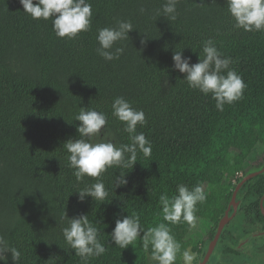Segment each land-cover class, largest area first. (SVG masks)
<instances>
[{"label": "trees", "instance_id": "trees-1", "mask_svg": "<svg viewBox=\"0 0 264 264\" xmlns=\"http://www.w3.org/2000/svg\"><path fill=\"white\" fill-rule=\"evenodd\" d=\"M89 2L90 30L68 39L55 35L50 20L23 12L19 0H0V235L20 251L19 264H150V250H143L139 238L124 249L111 241L115 219L136 214L145 229L156 226L165 222L161 194H175L177 184L190 189L199 184L207 198L196 205V226L170 227L181 251L190 248L201 260L235 185L264 167V31L234 28L225 0H179L175 20L156 15L164 0ZM117 19L135 28L129 40L114 45L124 48L119 59L105 61L95 51L96 30ZM209 38L246 84L241 98L223 111L172 68L174 51L195 63ZM118 96L143 110L146 124L137 125V132L151 142L152 154L138 152L131 169L103 173L109 193L104 202L90 196L81 202L75 190L96 178L76 181L64 143L79 137L74 117L81 107L106 114L98 139L129 143L122 122L111 114ZM240 171L233 183L231 176ZM121 173L128 183L112 189ZM263 194L260 171L240 186L238 210L206 264H248L264 250V244L254 245L246 262L247 251L236 247L264 230ZM64 211L68 217L88 216L99 229L103 255L87 260L75 255L63 239Z\"/></svg>", "mask_w": 264, "mask_h": 264}, {"label": "clouds", "instance_id": "clouds-1", "mask_svg": "<svg viewBox=\"0 0 264 264\" xmlns=\"http://www.w3.org/2000/svg\"><path fill=\"white\" fill-rule=\"evenodd\" d=\"M19 3L23 12L32 19L50 20L53 32L59 38L73 39L91 28L93 12L89 0H19ZM178 3L179 0H164L156 15L175 20ZM225 3L234 20V28L246 32L264 31V0H225ZM134 28L131 21L120 19L113 26L98 28L96 53L105 61L119 59L124 48H114V45L129 40V32ZM140 43L143 45L144 40L141 39ZM172 61V68L184 74L183 79L188 86L204 95L210 94L219 111L224 110L225 104L239 100L246 87L241 76L230 68L231 58L224 56L211 38L203 41L197 62L192 63L191 57L184 56L181 50L173 52ZM111 109L112 116L122 122L129 143L117 144L111 139H98L107 125V116L102 111L87 107H81L74 117L75 121H79L76 125L79 137L64 143L68 153L67 167L73 170L76 181L83 182L86 176L96 178L95 183L75 190L81 202L86 196L104 202L109 193L102 174L113 167L131 169L137 162L138 152L144 157L152 154L151 142L143 132H137V125L143 127L146 124L143 110L133 108L129 101L119 96L114 98ZM127 183L124 173H121L114 177L112 189ZM206 198L207 194L199 184L191 189L185 184H177L175 194L169 196L163 193L159 196L160 214L167 223L161 222L145 229L139 215L122 216L115 219V226L109 234L111 241L124 249L133 246L139 238L143 250H150L151 264H176L178 254L182 264H194L196 255L188 249L181 251V244L172 234L170 225L184 222L194 228L197 223L196 205L205 202ZM62 219L66 221V226L62 228L63 239L75 255L87 260L106 252L104 244L98 239L99 229L87 215L68 217L64 211ZM8 254L13 264H19L20 251L10 245L4 235H0V261L4 264H8Z\"/></svg>", "mask_w": 264, "mask_h": 264}, {"label": "water", "instance_id": "water-1", "mask_svg": "<svg viewBox=\"0 0 264 264\" xmlns=\"http://www.w3.org/2000/svg\"><path fill=\"white\" fill-rule=\"evenodd\" d=\"M260 171H264V167L261 168V170L252 172L250 174H248L247 176H244L240 182H238L231 194V197L229 199V203L227 205L226 211L223 214V216L220 218L218 225H217V229L216 232L213 236V238L211 239L209 246L207 247L203 257L201 258V260L199 261L198 264H206L207 260L209 259L211 253L213 252V250L216 248L218 241L221 237V232L223 227L227 224V222L236 214L239 204L241 203V199L237 197V192L240 188V186L250 177H252L253 175L258 174ZM264 199V194L262 195L261 199H260V206L262 208V202ZM263 214H264V210L261 209ZM264 235V230H257L253 233H251L249 236H247L246 238H244L243 240H241L238 244H237V248H241L244 244H246L250 239L255 238V237H259Z\"/></svg>", "mask_w": 264, "mask_h": 264}, {"label": "rangeland", "instance_id": "rangeland-1", "mask_svg": "<svg viewBox=\"0 0 264 264\" xmlns=\"http://www.w3.org/2000/svg\"><path fill=\"white\" fill-rule=\"evenodd\" d=\"M255 157H256V155H255ZM251 160H253V159H251ZM241 175H242V172L240 171V172L234 174L233 176H231L232 182L234 183L236 178L238 176H241ZM206 190H208V189L206 188ZM259 237H261V238H259ZM259 237H255L253 239H250L245 244V246L243 247V250L247 251V253H245L246 256H242L243 257L242 259L246 260V262L249 259L248 256L250 257V255L252 254V250H253L254 245L262 246L264 244V235L259 236ZM257 238H259V239H257ZM188 250H190L192 253H194L196 255V260L194 261V264H198L199 260H200L199 254L197 252H195V251H192L190 248H188ZM180 261H181V264H182L181 258H180ZM150 264H151V262H150ZM208 264H210V263H208ZM248 264H264V250L261 251V252H258L256 254L255 260L253 262H251V263H248Z\"/></svg>", "mask_w": 264, "mask_h": 264}, {"label": "flooded vegetation", "instance_id": "flooded-vegetation-1", "mask_svg": "<svg viewBox=\"0 0 264 264\" xmlns=\"http://www.w3.org/2000/svg\"><path fill=\"white\" fill-rule=\"evenodd\" d=\"M258 230H259V229H258ZM255 231H257V230H255ZM255 231H254V232H255ZM252 233H253V232H252ZM243 246H245V244H244ZM243 246H242L241 248H243ZM241 248H238V249H241Z\"/></svg>", "mask_w": 264, "mask_h": 264}]
</instances>
